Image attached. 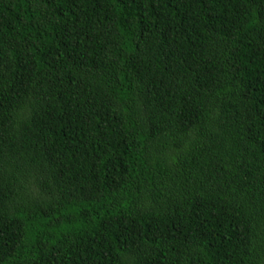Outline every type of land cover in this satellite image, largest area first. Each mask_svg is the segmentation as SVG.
Instances as JSON below:
<instances>
[{
  "label": "trees",
  "instance_id": "16d2710c",
  "mask_svg": "<svg viewBox=\"0 0 264 264\" xmlns=\"http://www.w3.org/2000/svg\"><path fill=\"white\" fill-rule=\"evenodd\" d=\"M0 264H264V0H0Z\"/></svg>",
  "mask_w": 264,
  "mask_h": 264
}]
</instances>
